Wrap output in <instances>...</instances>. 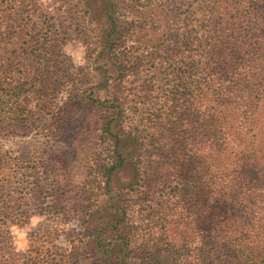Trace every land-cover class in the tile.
I'll list each match as a JSON object with an SVG mask.
<instances>
[{
  "label": "trees",
  "instance_id": "1",
  "mask_svg": "<svg viewBox=\"0 0 264 264\" xmlns=\"http://www.w3.org/2000/svg\"><path fill=\"white\" fill-rule=\"evenodd\" d=\"M63 1L37 21L41 5L0 0V264H264V0ZM75 131L81 196L66 171L22 192L35 175L6 140ZM126 164L105 215L96 191ZM37 190L59 215L96 203L84 247H16Z\"/></svg>",
  "mask_w": 264,
  "mask_h": 264
},
{
  "label": "rangeland",
  "instance_id": "2",
  "mask_svg": "<svg viewBox=\"0 0 264 264\" xmlns=\"http://www.w3.org/2000/svg\"><path fill=\"white\" fill-rule=\"evenodd\" d=\"M31 3L39 6L41 5L42 7V12L40 11L39 14L43 15H36L37 21H47L53 16L55 9L62 8V10H65L63 7V0H32ZM153 13L154 11L149 10L143 14L146 16ZM38 16L42 17L39 18ZM65 51L72 57L76 67L83 68L87 65L86 46L82 41L71 39L66 44ZM91 69H93L92 74L96 77L98 76V72L101 71L95 60L92 63ZM76 131L71 135H65L63 138L54 137V139H49L41 134H32V136L26 137L20 133L12 140L10 139V141L6 140L3 146L4 152L12 153L17 158V162L19 166L23 168V171L35 175L31 180H27L25 176L18 177L19 185L22 186L21 191L26 190L25 188L30 185V181L39 182L38 185L42 187L46 184H48L49 187V184L53 182V187L56 181L61 180L57 176L62 173L64 174L63 171H66L71 183L75 182V186L78 187L77 192L81 196V191L85 186L84 180L87 178V170L79 160V153L73 149L74 138L78 133ZM124 148L126 154H130L129 152L132 150V145L126 142ZM59 161H61V164H58ZM46 168H48L47 171ZM133 178L134 169L130 164H126V167L114 176L110 184L109 193L105 190L96 191L95 198L98 202L105 204L102 208L103 214L106 215L108 212L107 202L112 200L111 198L115 196L118 188L128 184ZM45 191H47L46 188ZM42 193L43 190H37L35 192L36 195H34L31 201V208H33V211L30 224L17 225L13 228L16 247L21 252H26L29 246L35 243L41 250L44 247H49L63 253L69 250L71 247L70 242L75 240H77V243L74 244L76 247H84L83 242L87 240V235L90 233V231L86 229V221H88L89 213L96 211V203L92 202L94 206L92 205L89 211L85 209L87 205L84 203V205H80L82 207L72 209L71 212L66 208L64 212L62 211L63 215H59L60 212H56V208L54 207V204H56L55 195L47 197V195ZM50 194L53 195L54 192H50ZM74 197L75 196L67 194L63 195L65 200H74ZM84 198V196L81 197V204ZM43 212H45V216H41ZM85 252L84 257L90 260L89 255H87V253L85 254Z\"/></svg>",
  "mask_w": 264,
  "mask_h": 264
}]
</instances>
